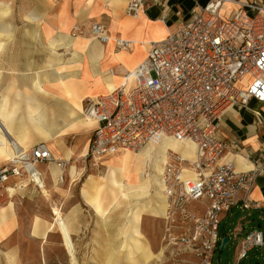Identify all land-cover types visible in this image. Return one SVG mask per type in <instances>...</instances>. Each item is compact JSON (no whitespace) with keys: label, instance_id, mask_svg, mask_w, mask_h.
<instances>
[{"label":"crops","instance_id":"0c3cea01","mask_svg":"<svg viewBox=\"0 0 264 264\" xmlns=\"http://www.w3.org/2000/svg\"><path fill=\"white\" fill-rule=\"evenodd\" d=\"M144 1L142 12L133 17L125 13L127 0H0V139L6 141L10 154L9 141L21 149L44 144L54 159L68 162L63 170L55 163L38 166L48 199L34 186L25 185L23 179L11 177L3 185L0 229L7 230L0 234V264H45L49 247L60 250L68 261L60 232L54 229L46 238L31 232L36 221L43 225L53 220L51 205L61 211L75 253L82 255L83 262L97 255L96 264H100L107 246L119 245L124 204L119 201L103 220L86 201V193H93L94 187H108L107 171L114 169L118 174L121 152L103 158L98 168L90 170L79 159L87 151L93 130L82 126V101L118 86L122 72L135 70L144 60L147 43L174 34L196 6L202 7L209 0ZM235 9V3L225 4L223 18ZM94 24L104 26L108 36L105 43L92 37ZM117 38L132 41V48L116 50ZM262 122L264 104L250 100L244 108H229L218 132V139L227 148L216 166L228 163L236 172L263 166ZM71 168L81 171L78 178L69 175ZM248 197L258 208L242 210L237 204L223 214L216 250L224 237H228V242H240L252 231H264V227L254 229L264 222V169L255 178ZM104 199L108 202V195ZM155 205L159 213H143L140 231L150 251L158 254L161 250L163 257L149 264H161L164 259L171 264H188L190 253L180 254L176 262L165 248L164 215L161 207ZM156 219L161 222L159 235H155L152 226ZM224 222L226 227L222 226ZM238 251L237 245L229 264L235 263ZM122 256L120 264H125ZM136 258L141 261V255ZM246 258L245 264H264V246L247 252L241 262Z\"/></svg>","mask_w":264,"mask_h":264},{"label":"built area","instance_id":"2783aa9c","mask_svg":"<svg viewBox=\"0 0 264 264\" xmlns=\"http://www.w3.org/2000/svg\"><path fill=\"white\" fill-rule=\"evenodd\" d=\"M227 3L237 9L223 18ZM144 7V0H127L125 13L134 17ZM90 32L100 43L108 40L100 24ZM114 46L126 51L133 42L117 38ZM250 100L264 104V3L258 0H209L196 6L174 34L147 43L144 60L135 70L122 72L118 86L82 101V116L95 122L82 157L88 170L107 156L137 152L163 137L195 146L193 160L169 150L161 173L163 242L173 261L187 252L192 255L188 264H212L222 215L237 204L242 210L258 208L248 195L264 165L246 172H236L228 163L216 166L227 148L218 139L224 113L244 108ZM8 143L12 154L0 163V190L14 177L40 191L39 165L67 167L44 144L21 149ZM186 170L195 177H186ZM263 246L264 231L250 232L240 240L234 264Z\"/></svg>","mask_w":264,"mask_h":264},{"label":"bare ground","instance_id":"6f19581e","mask_svg":"<svg viewBox=\"0 0 264 264\" xmlns=\"http://www.w3.org/2000/svg\"><path fill=\"white\" fill-rule=\"evenodd\" d=\"M81 123L84 127L92 128L95 126L94 121L84 117ZM169 150L179 153L186 159H195V146L191 142H179L170 137H163L159 142L149 143L137 152L122 151L118 159V174H116L114 169H108L107 171L109 178L107 182L108 187L107 185L105 187H94L93 193H86V201L94 207L97 215L103 220L109 215V211L116 207L119 201L120 205H125V211L123 213L124 223L122 228H120L121 241L115 248L113 246H107V251L102 261H100V264H120V257L122 255L125 264H149L152 261L157 262L162 260L163 253L161 250L158 254L150 251L149 245L140 231V223L143 213H151L153 215L159 213L155 204H158L162 209L163 215L165 214L166 196L164 195L161 173ZM9 154L8 144L1 138L0 159L9 158L11 156ZM149 162L153 164V178L149 176L146 170ZM80 174V170L71 168L69 175L78 178ZM185 174L189 178L195 177L193 170H186ZM7 191L10 192L9 189ZM40 193L48 199L45 186H42ZM106 195L109 197L108 202L104 199ZM10 205L12 207V204ZM10 209L12 211L13 208ZM60 212L56 205H51L53 220L43 225L38 224L36 221L31 232L35 236L44 238L49 232L56 229L63 238L69 264H75V249L70 239V230ZM6 230V228H1L0 234ZM137 255H141V261L136 258ZM95 257L97 255H91L89 257L90 264H96Z\"/></svg>","mask_w":264,"mask_h":264},{"label":"rangeland","instance_id":"374dc122","mask_svg":"<svg viewBox=\"0 0 264 264\" xmlns=\"http://www.w3.org/2000/svg\"><path fill=\"white\" fill-rule=\"evenodd\" d=\"M79 159L80 160H84L82 158H79ZM87 164H88V162H87ZM152 166H153L152 162L151 163L149 162L147 167H146V170L148 171L149 176L151 178H153L152 175L154 173V171L152 170ZM121 207H122V209H125V205H122ZM122 222H123V220H122ZM226 225H227V222H224L222 226L226 227ZM152 226L155 228V235H159L160 232H161V222H160V220L156 219V221H153ZM120 227H122V225ZM261 227L262 228L264 227V222H261L260 226L256 225L254 227V229H260ZM46 236L44 238H46ZM238 243H239L238 239L235 240V241L233 239H231L225 245V248L223 250L217 249L214 252L213 259H212V264H229L232 261V258H233V255H234V251H235ZM49 248H51V249H48V252H50V255H48V257L46 258L45 264H69V261H67L66 256H64L60 250L52 249V247H49ZM81 256H79L78 254L76 255V253H75V264H90V261L88 260V258L86 259L85 262H83L84 259L80 258ZM247 258L243 262H241V264L247 263ZM171 263H173V262H169V261L166 262V260L164 259L161 264H171Z\"/></svg>","mask_w":264,"mask_h":264},{"label":"water","instance_id":"95a60500","mask_svg":"<svg viewBox=\"0 0 264 264\" xmlns=\"http://www.w3.org/2000/svg\"><path fill=\"white\" fill-rule=\"evenodd\" d=\"M227 242H228V237L222 238L221 241H220V247H219V249L220 250H223V248L227 244Z\"/></svg>","mask_w":264,"mask_h":264}]
</instances>
